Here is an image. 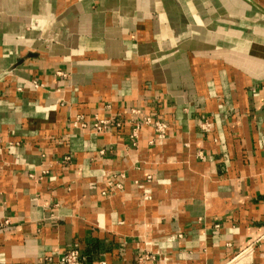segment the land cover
Segmentation results:
<instances>
[{
	"label": "crops",
	"instance_id": "1",
	"mask_svg": "<svg viewBox=\"0 0 264 264\" xmlns=\"http://www.w3.org/2000/svg\"><path fill=\"white\" fill-rule=\"evenodd\" d=\"M72 247L82 264H264L261 10L0 0V264Z\"/></svg>",
	"mask_w": 264,
	"mask_h": 264
},
{
	"label": "built area",
	"instance_id": "2",
	"mask_svg": "<svg viewBox=\"0 0 264 264\" xmlns=\"http://www.w3.org/2000/svg\"><path fill=\"white\" fill-rule=\"evenodd\" d=\"M146 123H152L151 118H146L145 119ZM108 124V120L106 119H97L96 122L93 124L94 130L96 132H103L106 128V125ZM74 125L79 127L82 126L84 127L85 124L80 123V121L76 120L74 121ZM154 127H155V132H156V136L158 138H164L168 129V125L167 123L161 121V120H155L154 123ZM141 125H137L134 129H133V133L131 135V141L133 142L134 145L137 144V139L139 137V131H140ZM71 157L65 156V160H69ZM106 193V192H104ZM239 257V256H238ZM50 259V258H49ZM236 259V258H235ZM232 261H230L231 263ZM60 264H82L83 263V258L82 255L80 253V251L77 248H69L68 250H66L60 260H59Z\"/></svg>",
	"mask_w": 264,
	"mask_h": 264
},
{
	"label": "water",
	"instance_id": "3",
	"mask_svg": "<svg viewBox=\"0 0 264 264\" xmlns=\"http://www.w3.org/2000/svg\"><path fill=\"white\" fill-rule=\"evenodd\" d=\"M246 1L249 2L251 5L255 6L256 8H258L259 10H261L264 13V9L257 4L256 0H246Z\"/></svg>",
	"mask_w": 264,
	"mask_h": 264
},
{
	"label": "rangeland",
	"instance_id": "4",
	"mask_svg": "<svg viewBox=\"0 0 264 264\" xmlns=\"http://www.w3.org/2000/svg\"><path fill=\"white\" fill-rule=\"evenodd\" d=\"M238 258H239V257H238ZM230 261H232L231 264H238V263H239L238 259H235V258L232 259V260H230Z\"/></svg>",
	"mask_w": 264,
	"mask_h": 264
}]
</instances>
